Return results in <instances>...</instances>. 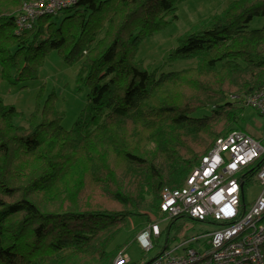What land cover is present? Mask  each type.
<instances>
[{"label": "trees", "instance_id": "16d2710c", "mask_svg": "<svg viewBox=\"0 0 264 264\" xmlns=\"http://www.w3.org/2000/svg\"><path fill=\"white\" fill-rule=\"evenodd\" d=\"M26 1L0 0L4 71L33 79L58 51L82 63L88 104L66 130L52 97L26 128L0 99V264H114L128 220L164 219L163 192L182 188L217 139L253 138L241 122L264 87V27L249 28L264 0H235L182 36L169 63L197 67L156 73L136 54L178 19L177 0H76L59 23L45 15L17 32Z\"/></svg>", "mask_w": 264, "mask_h": 264}, {"label": "built area", "instance_id": "2783aa9c", "mask_svg": "<svg viewBox=\"0 0 264 264\" xmlns=\"http://www.w3.org/2000/svg\"><path fill=\"white\" fill-rule=\"evenodd\" d=\"M76 0H28L17 16V32L31 29L41 16L55 15ZM246 105L264 116V87L246 97ZM259 182L263 189L251 206L245 201L246 186ZM160 210L163 221L187 218L215 226L212 232L189 238L185 231L180 243L168 247L148 264H264V146L242 132L216 140L179 189H166ZM163 229L153 223L137 240L145 251L154 247ZM202 238L207 242L202 243ZM196 244L197 246H193ZM114 264H131L122 249Z\"/></svg>", "mask_w": 264, "mask_h": 264}, {"label": "rangeland", "instance_id": "374dc122", "mask_svg": "<svg viewBox=\"0 0 264 264\" xmlns=\"http://www.w3.org/2000/svg\"><path fill=\"white\" fill-rule=\"evenodd\" d=\"M233 1L235 0H177L178 19L172 21L163 30L146 37L139 45L136 61L143 62L144 68L153 73L162 70L164 72L180 71L197 67L199 60L196 58L180 59L170 64L169 56L172 49L179 44L183 35L212 16L221 14ZM65 17V12L58 13L57 22L59 23ZM263 27L264 17H255L249 24L251 30ZM83 78L81 62L69 64L58 51L54 50L45 54L43 65L40 66L37 76L33 79L19 78L16 68H10L5 72L0 63V99L6 105L14 106L17 109L18 115L15 118V123L27 128L31 122L41 123L44 106L53 97L56 111L63 115V127L66 130H71L88 104V88L84 84ZM241 126L253 138L261 141L264 146L263 115L248 107L244 112ZM262 189V185L257 181H252L246 186L245 201L249 206L255 203ZM154 222L160 224L163 234L158 239L153 238L154 247L150 251H145L137 237L144 226H149ZM175 222L181 226L179 233L177 227L168 231L169 222L163 221L161 216L153 221L132 217L112 242L111 249L121 246L128 247L127 255L132 263L145 264L163 251L166 242L172 247L179 244L180 236L184 231L187 236H196L216 229L215 226L207 223H198L187 219H179ZM201 242H207V238H202Z\"/></svg>", "mask_w": 264, "mask_h": 264}, {"label": "crops", "instance_id": "0c3cea01", "mask_svg": "<svg viewBox=\"0 0 264 264\" xmlns=\"http://www.w3.org/2000/svg\"><path fill=\"white\" fill-rule=\"evenodd\" d=\"M181 220H182V219H181ZM187 220H189V219H187ZM189 221H191V220H189ZM149 226H150V225H149ZM149 226H144L143 229H142V231H144V230H145L147 227H149ZM191 227H192V226H191ZM142 231H141V232H142ZM182 231H184V230H182ZM141 232H140V233H141ZM140 233H139V234H140ZM139 234H138V235H139ZM162 234H163V232H162ZM161 236H162V235H161ZM193 236H194V235H191V236H188V237L191 238V237H193ZM157 239H158V238H157ZM193 246H197V245H196V244H193ZM168 247H172V246H170V244H169L168 242H166V246L164 247V249H165V248H168Z\"/></svg>", "mask_w": 264, "mask_h": 264}]
</instances>
